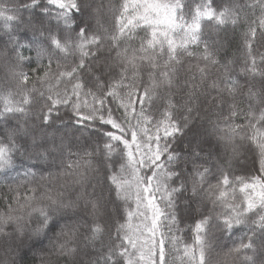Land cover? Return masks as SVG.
Here are the masks:
<instances>
[{"label":"snow or ice","instance_id":"6c2138e0","mask_svg":"<svg viewBox=\"0 0 264 264\" xmlns=\"http://www.w3.org/2000/svg\"><path fill=\"white\" fill-rule=\"evenodd\" d=\"M0 69L4 264H264V0H0Z\"/></svg>","mask_w":264,"mask_h":264},{"label":"trees","instance_id":"16d2710c","mask_svg":"<svg viewBox=\"0 0 264 264\" xmlns=\"http://www.w3.org/2000/svg\"><path fill=\"white\" fill-rule=\"evenodd\" d=\"M99 3L100 0H97ZM105 5H111L112 7H118L121 3V0H103ZM110 15V13H109ZM241 30H237L235 37H234V47L232 49L233 53L237 57L243 56V50L241 48ZM192 63H195V61H192ZM3 75V69H0V76ZM248 156L251 155V153L247 154ZM234 169L236 170V174H247V175H253L257 174L253 170V164L251 162V159L245 160L243 157L240 159L238 163L234 162L233 165ZM73 180V177H61L59 179H56L53 181V184L56 187H59L60 184H69L71 185ZM0 191H6V189H0ZM69 192H71V187L68 189ZM0 206H2V201H0ZM185 239L190 241V234H185ZM213 248L209 252V256L211 258L212 264H233L232 258L228 257L225 258L223 253L227 251V248L222 247L223 245H231V241H226L222 238H216L213 239ZM10 259V256L6 254L5 247L3 246L2 241H0V264H4L5 260ZM27 264H40V260L37 257V259L33 260L31 255L26 257ZM235 264H240V262L237 260L235 261Z\"/></svg>","mask_w":264,"mask_h":264}]
</instances>
